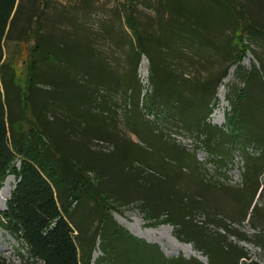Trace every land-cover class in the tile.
I'll list each match as a JSON object with an SVG mask.
<instances>
[{"label": "rangeland", "instance_id": "obj_1", "mask_svg": "<svg viewBox=\"0 0 264 264\" xmlns=\"http://www.w3.org/2000/svg\"><path fill=\"white\" fill-rule=\"evenodd\" d=\"M125 1L50 0L47 6L41 4L40 16L31 20L38 31L21 33L17 28L4 43L15 84L24 90L30 86L31 104L40 109V121L52 129L56 147L70 149L82 164L93 159L100 162L102 173L89 176L108 192L105 196L111 217L131 236L157 246L168 259L181 257L209 264L207 249L196 244L195 231L166 223L165 218L157 220L137 196L128 197L135 188L132 176L125 171L129 165L149 172L156 185L151 190L152 201L159 203L160 194L164 197L174 184L180 189L175 199L183 192L185 197L192 195L207 205L190 213L192 228L215 236L225 233L219 225L226 226L237 235L228 242L237 243L247 257L240 264H264V248L256 245L261 228H252L249 220L253 206L264 205V170H259L260 189L255 196L245 195L243 190L244 155L258 157L259 151L249 145L243 151L239 147L231 150L229 157L210 154L205 131L187 128L180 117L165 114V108H173L191 122L200 117L206 101L207 122L223 129L231 109L228 98H236L248 87L237 72L258 74L242 97V115L258 129L257 134L264 135V0H234L235 4L225 0H133L134 19L148 55L139 59L133 33L120 9ZM22 4L26 8L28 0ZM244 23L251 25L250 33L240 30ZM42 34L46 36L44 47L42 52L31 54L36 67L33 80L25 87L29 49ZM241 35L249 50L239 69L237 38ZM142 57L145 74L140 72ZM226 78L220 94L219 86ZM155 94L165 108L146 100L147 96L155 99ZM28 118L38 119L34 115ZM181 152L187 156L182 157ZM14 164L21 166L19 160ZM7 178L11 179V191L4 204L0 201L1 211L7 208L17 183L9 172L2 187ZM95 207V200L86 195L76 219L85 217L94 228ZM209 210L218 222L208 216ZM125 224L150 240L130 232ZM2 225L0 219V260L43 264L31 259L25 244ZM119 240L124 260L148 264L149 250L145 252L127 239ZM176 240L184 247L179 248ZM99 244L97 238L92 264L103 256ZM186 245H192L200 258ZM215 264L229 262L216 258Z\"/></svg>", "mask_w": 264, "mask_h": 264}, {"label": "trees", "instance_id": "obj_2", "mask_svg": "<svg viewBox=\"0 0 264 264\" xmlns=\"http://www.w3.org/2000/svg\"><path fill=\"white\" fill-rule=\"evenodd\" d=\"M49 1L28 0L25 8L22 4L23 0H0V77L3 86L0 89V188L9 172L17 180L6 203L7 208L4 211L0 210L2 226L25 244L31 259L43 264H92L97 238L100 239L99 247L103 256L96 261V264H139L123 259L118 247L120 238L138 244L145 252L149 250L148 264H202L197 259L186 260L181 257L168 259L159 252L157 246L144 243L117 225L110 215V204L106 201L105 194L108 192L103 191L100 185L94 184L89 176L90 173H102L100 162L93 159L87 164H82L78 158L70 154V149L58 148L53 144L50 135L52 129L40 121L38 112L40 109L31 104L33 93L30 86L27 87L31 83L30 80H33L32 71L36 67L35 57L31 54L35 51L42 52L45 35L42 34L40 39L38 37L33 49H29L30 59L25 86L28 89L24 90L20 85L15 84V72L7 63L8 57L3 59L4 54H7L3 49L4 43L17 28L21 33L23 30L36 33L38 27H34L31 20H36L40 16L41 4L47 6ZM217 1L236 3L234 0H213V2ZM120 9L133 33L136 56L139 59L142 54L147 55V53L146 44L142 41V34L139 33L134 19L133 0H126L121 4ZM241 11L244 16L245 12L242 8ZM249 26H251L249 23H244L240 30L250 33ZM86 41L88 42L87 38ZM237 45L239 53L236 58L240 69L249 45L244 43L242 35L237 38ZM5 69L7 70L4 71ZM237 73L241 79H245L248 87L240 91L236 98H228L231 109L227 114L226 127L223 129L211 126L207 122L209 116L204 114L206 101L200 117L187 122L178 111L165 108L156 94V100L151 96H147L146 100L150 105L156 101L160 103L159 105L168 109L165 112L167 117L172 118V114L180 117L185 127L205 131L208 136L206 145L210 154L229 157L231 150L239 147V150L243 151L244 148L253 145L254 149L259 151V155L258 157L244 155L243 174L245 195L249 194L253 197L260 189L259 170H264V135L257 134L258 129L243 117L242 97L248 90L252 77L257 76L258 79V74L249 73L246 76L243 72ZM30 115L38 119L31 121L28 118ZM72 128L75 126L73 125ZM180 155L187 156L183 152ZM17 160L21 164L20 167L14 164ZM155 167L158 168V164ZM125 171L132 176L135 186L128 197L137 196V200L145 204L147 212L157 220L165 218L166 223L195 231L196 244L207 249L209 264H215L216 258L229 264H240L242 259H247L237 243L228 242L229 237L237 235L231 234L226 226L219 225L218 227L225 233L218 232L215 236H207L198 227V229L191 227L188 220L190 213L207 207L206 203H201L192 195L187 198L183 192L178 199H175L177 190L180 189L174 184V189L168 190V194L164 193L166 200H163V193L160 192L161 200L156 203L151 200V190H154L156 185L148 177L149 172L133 168L131 165L127 166ZM145 173L146 175H143ZM86 195L96 203L93 215L97 219V224L94 228L90 226L91 220L85 217L76 219L82 210L83 197ZM207 213L218 222L219 219L214 212L209 210ZM247 216L246 213L244 221ZM249 220L252 228L257 229L260 226V233L256 235V245L264 248V205L260 207L254 205ZM238 240L244 241L242 238ZM0 264L7 263L0 260Z\"/></svg>", "mask_w": 264, "mask_h": 264}, {"label": "bare ground", "instance_id": "obj_3", "mask_svg": "<svg viewBox=\"0 0 264 264\" xmlns=\"http://www.w3.org/2000/svg\"><path fill=\"white\" fill-rule=\"evenodd\" d=\"M140 72L143 73V74H145V72H146V61H145L144 57H142V59H141ZM226 81H227V78L224 79L222 84L219 86L220 87L219 88V93L220 94H222L224 92V88L225 87L223 86V83L226 82ZM10 184H11V179L7 178V180L4 183V186L0 188V201L3 204L5 203V201L10 196V191H11V185ZM125 226L129 229L130 232H132V233H134V234H136L138 236L145 237L144 235L140 234L139 232H136L135 230L130 229L127 224H125ZM145 238L150 240L149 237H145ZM175 244L178 245L179 248L180 247H184V244L178 242L177 240H176ZM186 247H188V249L191 250V254L192 255H195V256L200 258V256L193 250L192 245H190V246L186 245Z\"/></svg>", "mask_w": 264, "mask_h": 264}, {"label": "crops", "instance_id": "obj_4", "mask_svg": "<svg viewBox=\"0 0 264 264\" xmlns=\"http://www.w3.org/2000/svg\"><path fill=\"white\" fill-rule=\"evenodd\" d=\"M8 57V55L7 54H4V57H3V59H5V58H7ZM1 88H3V86H2V80H1V77H0V89Z\"/></svg>", "mask_w": 264, "mask_h": 264}]
</instances>
